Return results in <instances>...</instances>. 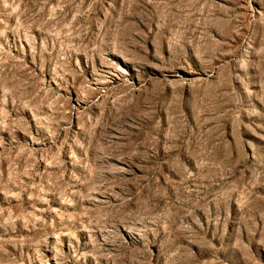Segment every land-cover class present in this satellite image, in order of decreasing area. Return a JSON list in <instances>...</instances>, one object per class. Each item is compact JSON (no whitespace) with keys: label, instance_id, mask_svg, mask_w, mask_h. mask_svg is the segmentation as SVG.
Instances as JSON below:
<instances>
[{"label":"rangeland","instance_id":"obj_1","mask_svg":"<svg viewBox=\"0 0 264 264\" xmlns=\"http://www.w3.org/2000/svg\"><path fill=\"white\" fill-rule=\"evenodd\" d=\"M0 264H264V0H0Z\"/></svg>","mask_w":264,"mask_h":264}]
</instances>
